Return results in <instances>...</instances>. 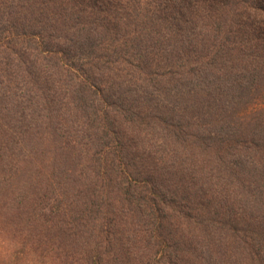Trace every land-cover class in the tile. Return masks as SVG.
Masks as SVG:
<instances>
[{
	"label": "trees",
	"instance_id": "16d2710c",
	"mask_svg": "<svg viewBox=\"0 0 264 264\" xmlns=\"http://www.w3.org/2000/svg\"><path fill=\"white\" fill-rule=\"evenodd\" d=\"M264 0H0V264H264Z\"/></svg>",
	"mask_w": 264,
	"mask_h": 264
},
{
	"label": "rangeland",
	"instance_id": "374dc122",
	"mask_svg": "<svg viewBox=\"0 0 264 264\" xmlns=\"http://www.w3.org/2000/svg\"><path fill=\"white\" fill-rule=\"evenodd\" d=\"M264 108V97L258 101H256L255 103H253V105H251L246 111L245 114H249L252 113L254 111H257L259 109H263Z\"/></svg>",
	"mask_w": 264,
	"mask_h": 264
}]
</instances>
